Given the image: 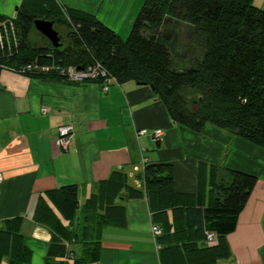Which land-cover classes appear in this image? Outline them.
Listing matches in <instances>:
<instances>
[{
    "label": "crops",
    "instance_id": "0c3cea01",
    "mask_svg": "<svg viewBox=\"0 0 264 264\" xmlns=\"http://www.w3.org/2000/svg\"><path fill=\"white\" fill-rule=\"evenodd\" d=\"M49 1L57 11L95 14L119 32L132 19L139 0ZM42 3L0 0V15L14 17L22 4ZM108 85L105 90L96 81L42 77L12 68L0 72V224L20 218V230L33 250L32 264H44L52 236L50 227L38 219L48 191L77 184L83 206L115 172L144 188L143 159L172 163L174 188L185 196L184 205L169 209L165 219L161 216L168 222L169 236L160 240L152 225L162 218L154 216L147 198L127 191L116 195L118 208L100 209L109 223L100 231L99 264H264V148L218 127L197 132L176 124L149 85ZM63 125L74 129L67 151L57 142ZM157 130L164 134L154 139ZM229 169L259 177L236 230L216 243L175 240L174 232L186 227V207L197 205L199 197L207 204L215 181L230 180ZM197 240V249L212 247L209 260L202 249L190 251L188 244Z\"/></svg>",
    "mask_w": 264,
    "mask_h": 264
},
{
    "label": "trees",
    "instance_id": "16d2710c",
    "mask_svg": "<svg viewBox=\"0 0 264 264\" xmlns=\"http://www.w3.org/2000/svg\"><path fill=\"white\" fill-rule=\"evenodd\" d=\"M51 3L22 4L14 17L0 15V27L13 21L18 38L11 45L0 43V72L54 64L80 70L100 63L105 76L83 81L149 85L176 124L197 132L218 127L264 148V9L254 0H144L127 38L95 14L57 11ZM38 18L70 29L60 47L51 41L32 43ZM182 24L188 27V43L179 38ZM184 56L188 65L179 68L177 59ZM26 73L70 79L55 71ZM185 89L196 90L197 97L192 100ZM143 174L145 186L136 188L126 174L113 173L83 206L77 184L48 191L49 200L42 198L38 216L52 232L44 264H99L100 231L109 223L100 209L118 208L114 197L123 192L147 198L154 216L164 219L169 209L184 205L185 196L174 188L172 163H148ZM229 174L228 182L215 181L207 204L199 197L197 205L186 207V227L174 232L175 240L208 242L207 233L214 232L219 241L236 230L259 177L237 169H229ZM163 218L157 223L162 227L160 240L169 236ZM20 226V218L0 224V263L7 258L9 264H32L33 250ZM198 240L187 243L190 251L202 249L209 260L212 247L197 249Z\"/></svg>",
    "mask_w": 264,
    "mask_h": 264
},
{
    "label": "built area",
    "instance_id": "2783aa9c",
    "mask_svg": "<svg viewBox=\"0 0 264 264\" xmlns=\"http://www.w3.org/2000/svg\"><path fill=\"white\" fill-rule=\"evenodd\" d=\"M17 30L16 26L14 25L13 21H6L2 24V27H0V43L3 47L4 45H11L12 42L17 43ZM24 72H35V71H42V72H51L55 71V73L65 74L67 75L71 80H78L83 81L86 79H95L98 76H105V72L101 69L100 63L89 65L88 67L82 68L80 70H77L76 72H72L70 67L64 68L61 65H29L26 68L22 69ZM114 80V79H113ZM112 81V79L106 80V82L102 85L105 90H108L109 85L108 82ZM115 81V80H114ZM48 108L44 107L42 109L43 112L47 113ZM146 130H142L141 134H144ZM74 134V129L72 125H63L59 128V135H58V145L65 151L69 149V147L72 145V138ZM164 132L162 130H157L154 134V139H158L162 137ZM142 163L146 166L148 164V161L146 159H143ZM3 181V175L0 172V183ZM152 231L155 236H158L162 233V227L158 224L152 225ZM208 242L209 243H216L217 240V234L214 232L207 233Z\"/></svg>",
    "mask_w": 264,
    "mask_h": 264
},
{
    "label": "rangeland",
    "instance_id": "374dc122",
    "mask_svg": "<svg viewBox=\"0 0 264 264\" xmlns=\"http://www.w3.org/2000/svg\"><path fill=\"white\" fill-rule=\"evenodd\" d=\"M143 2H144V0L137 1L138 8L134 10L133 16L131 17L132 19L129 20V23H127L128 22V20H127V22L121 26L119 34L123 38H127V36L129 35V33L132 29L133 23L135 21V18L137 16L136 14H138L137 12H138L139 8H141ZM254 5L264 9V0H254ZM55 29L62 36H67L68 32L70 31V29L67 26L62 25L60 23H55ZM187 30H188L187 25L182 24L181 25V31L179 33V38L184 43H188V41H189V38L187 35ZM30 37H31V41L34 45H47L50 43V40L46 36H44L36 27L32 29ZM185 58L186 57L184 56V58H178L177 59V65L179 68H185L188 65V61ZM185 94L188 95L193 100L197 97L198 92L194 89H185ZM0 264H8L7 258H5L4 260H1Z\"/></svg>",
    "mask_w": 264,
    "mask_h": 264
},
{
    "label": "water",
    "instance_id": "95a60500",
    "mask_svg": "<svg viewBox=\"0 0 264 264\" xmlns=\"http://www.w3.org/2000/svg\"><path fill=\"white\" fill-rule=\"evenodd\" d=\"M35 26L51 41L54 47H60L63 44V36L55 29V23L53 21L44 18H38L35 20Z\"/></svg>",
    "mask_w": 264,
    "mask_h": 264
}]
</instances>
